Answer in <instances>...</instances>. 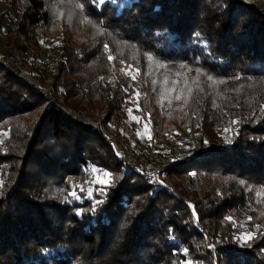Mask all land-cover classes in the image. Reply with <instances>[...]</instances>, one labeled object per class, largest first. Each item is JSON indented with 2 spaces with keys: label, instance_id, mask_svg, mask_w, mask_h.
<instances>
[{
  "label": "trees",
  "instance_id": "16d2710c",
  "mask_svg": "<svg viewBox=\"0 0 264 264\" xmlns=\"http://www.w3.org/2000/svg\"><path fill=\"white\" fill-rule=\"evenodd\" d=\"M2 3L0 264H264V0ZM136 94L151 177L126 169Z\"/></svg>",
  "mask_w": 264,
  "mask_h": 264
},
{
  "label": "rangeland",
  "instance_id": "374dc122",
  "mask_svg": "<svg viewBox=\"0 0 264 264\" xmlns=\"http://www.w3.org/2000/svg\"><path fill=\"white\" fill-rule=\"evenodd\" d=\"M129 1L130 0H124V3H128ZM7 7H8L7 4L2 3V5H0V12H4L7 9ZM10 12H11L10 21L5 27V32L3 33L4 34L3 37H1V42H2L1 48H6V47L8 48V46H14L15 44L14 43L15 36H17L16 35L17 16L13 11ZM20 39L21 42L24 43L25 38L20 37ZM61 39H63V37H61ZM41 42L43 44V48H41L40 51L41 57H39L37 61L33 60L32 63H34V65L37 66L44 75L48 76L49 74H51V72L54 70L55 65H57L58 63L59 52L57 51V49H58V45L60 44L59 43L60 41L47 37L44 38ZM25 45H31V44H25ZM29 59H31V57ZM130 72L133 73L131 70H127L125 71V74H130ZM80 78L82 79L83 77ZM75 79L76 78H72L71 80H75ZM140 97L141 95L136 94L133 97L128 98L125 105V108L127 109L131 119L137 122L139 121L140 130L137 132V135L134 136V139H138L142 143V144H138V143L136 144L137 153L134 155L132 162H130L131 165L129 164V166H127L126 169H128L129 167L132 168V170H139V171L145 169L146 173L151 177V176H155L156 166L162 162V157L158 156L157 153L159 152L165 153L166 151L162 148L160 144L155 142L152 143L151 115L149 113H146L144 110L140 108L138 104ZM141 99H143V97ZM99 107H100L99 101L94 100L93 110L95 111ZM149 110L153 114V111L151 109ZM153 120L155 119L153 118ZM6 139H7V134L4 132L1 133L0 145L3 144ZM150 143L152 144L148 145ZM174 148L178 154L182 152L179 145L176 144ZM137 160H141L138 166L135 165V162ZM153 160H155L156 163H153L152 162ZM90 180L91 182H95L96 184H102L105 186L110 184L112 180V175L108 172L94 168L92 170Z\"/></svg>",
  "mask_w": 264,
  "mask_h": 264
}]
</instances>
